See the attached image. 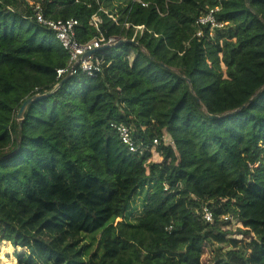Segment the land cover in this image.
<instances>
[{
  "label": "trees",
  "instance_id": "obj_1",
  "mask_svg": "<svg viewBox=\"0 0 264 264\" xmlns=\"http://www.w3.org/2000/svg\"><path fill=\"white\" fill-rule=\"evenodd\" d=\"M33 1L78 19L82 43L95 14L123 41L21 123L70 55L30 0H0V241L17 264H264V0ZM216 7L223 26L201 28Z\"/></svg>",
  "mask_w": 264,
  "mask_h": 264
},
{
  "label": "built area",
  "instance_id": "obj_2",
  "mask_svg": "<svg viewBox=\"0 0 264 264\" xmlns=\"http://www.w3.org/2000/svg\"><path fill=\"white\" fill-rule=\"evenodd\" d=\"M30 4L32 7L33 17L39 24L47 27L56 34V37L70 55L68 66L57 70L58 79L65 76L70 71L72 66L73 70L71 72V75L82 72L84 74H87L88 76H97L103 71L104 62V56H99L97 53L101 50L117 45L118 43L123 41L122 38H119L117 36L106 37L100 30L102 18L95 14L92 17L91 22L100 32V34L89 40L88 42L82 43L78 40L77 37V28L79 25L78 19H53L45 15L43 5L40 2L30 0ZM143 5L147 6L148 4L143 3ZM219 10V7L209 8L205 14L201 15L197 19V24L201 28L210 25L211 31H213L215 27L223 26L222 24L217 22L215 17V13ZM133 28L135 29V31L132 41L135 40V36L138 31L144 30L145 26L133 25ZM197 35L202 36L203 29H200ZM89 51H93L92 54L85 56ZM112 126L117 130L122 143L126 145L131 152L141 151V146L133 136V127L131 125H127L125 123H113ZM155 143H157V140H155ZM155 148L156 147L154 146L152 150L154 151ZM203 213L204 218L207 221H214L213 214L207 207L204 208ZM225 218L228 219L230 218V216H225Z\"/></svg>",
  "mask_w": 264,
  "mask_h": 264
},
{
  "label": "rangeland",
  "instance_id": "obj_3",
  "mask_svg": "<svg viewBox=\"0 0 264 264\" xmlns=\"http://www.w3.org/2000/svg\"><path fill=\"white\" fill-rule=\"evenodd\" d=\"M153 160H160V157L157 156V153L153 151ZM137 205L140 206V200L136 201ZM140 208V207H139ZM117 219V221H119ZM239 227H241V224L238 223L235 219L233 222H231V225H229V228L232 229V231H236ZM24 248H15L10 242L8 241H0V264H17V258L15 257V253L17 251H24Z\"/></svg>",
  "mask_w": 264,
  "mask_h": 264
},
{
  "label": "water",
  "instance_id": "obj_4",
  "mask_svg": "<svg viewBox=\"0 0 264 264\" xmlns=\"http://www.w3.org/2000/svg\"><path fill=\"white\" fill-rule=\"evenodd\" d=\"M93 51H89L87 52V55L92 54ZM73 70V66L70 69V71L49 91H47L46 93H36L34 95H32L31 97L27 98L24 103L22 104V106L20 107V109L18 110V114H17V119L22 123V121L24 120V116H25V112L28 108V106L34 101L37 100L39 98L45 97V96H50L53 93L57 92L60 87L64 84L65 81H67L70 77H71V72ZM211 116H215V115H211Z\"/></svg>",
  "mask_w": 264,
  "mask_h": 264
}]
</instances>
